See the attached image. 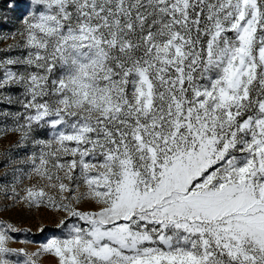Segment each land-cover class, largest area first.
Returning <instances> with one entry per match:
<instances>
[{
  "label": "snow or ice",
  "instance_id": "6c2138e0",
  "mask_svg": "<svg viewBox=\"0 0 264 264\" xmlns=\"http://www.w3.org/2000/svg\"><path fill=\"white\" fill-rule=\"evenodd\" d=\"M0 264H264V0H0Z\"/></svg>",
  "mask_w": 264,
  "mask_h": 264
},
{
  "label": "rangeland",
  "instance_id": "374dc122",
  "mask_svg": "<svg viewBox=\"0 0 264 264\" xmlns=\"http://www.w3.org/2000/svg\"><path fill=\"white\" fill-rule=\"evenodd\" d=\"M40 216L43 217V219L45 220V222H50V220L52 219V217L48 214H45L43 212L40 213ZM25 226H28V222L25 223ZM33 230H35V226L33 225Z\"/></svg>",
  "mask_w": 264,
  "mask_h": 264
}]
</instances>
